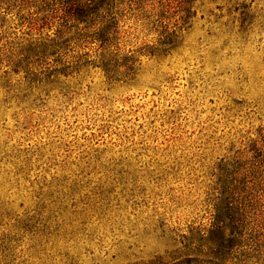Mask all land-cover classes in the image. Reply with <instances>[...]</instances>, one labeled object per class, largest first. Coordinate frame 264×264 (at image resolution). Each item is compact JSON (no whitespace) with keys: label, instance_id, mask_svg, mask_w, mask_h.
Here are the masks:
<instances>
[{"label":"clouds","instance_id":"clouds-1","mask_svg":"<svg viewBox=\"0 0 264 264\" xmlns=\"http://www.w3.org/2000/svg\"><path fill=\"white\" fill-rule=\"evenodd\" d=\"M216 4L222 6L220 11ZM27 5L23 14L30 16L32 27L13 29L0 38V113L5 117L11 112L26 117L33 112L47 114L82 100L112 107L130 88H166L168 78L179 69L192 86L185 87L175 101L182 110L177 115L198 116L201 108L209 107L211 97L217 101L211 107L219 112L205 113L215 117L209 123L217 131L201 147L193 168L198 191L191 197L196 201L192 215L197 222L206 187L209 200L203 207L212 215L211 189L220 175L216 164L222 161L224 168L238 171L236 161L241 157L253 166L261 160L252 156L249 146L255 144V151L264 153V0H215V4L209 0H27ZM71 5L83 10L81 19L66 14ZM17 104L25 109L23 113ZM11 143L0 155L12 151ZM163 159L172 163L168 156ZM125 167L127 172L118 175L117 170ZM155 167L143 160L129 166L102 159L93 183L75 197H83L85 203L78 204L74 213L58 210L67 200L54 205L29 193L20 197L25 203L19 208L20 199L4 196L0 264H189L188 257L196 258L191 264H211L217 245L207 230L197 234L175 227L185 223L180 218L161 224L162 212L146 211L134 227L117 226L112 197L127 198L143 186L150 187L148 173ZM112 188L115 191L109 195ZM244 250L238 249L237 256ZM222 264H234V258Z\"/></svg>","mask_w":264,"mask_h":264},{"label":"rangeland","instance_id":"rangeland-1","mask_svg":"<svg viewBox=\"0 0 264 264\" xmlns=\"http://www.w3.org/2000/svg\"><path fill=\"white\" fill-rule=\"evenodd\" d=\"M209 2L215 4V0ZM5 3L7 7H4ZM27 6L19 0L0 3V7H4L0 12V38L13 29L27 31L32 27L30 16L23 14ZM221 8L216 4L217 11ZM200 19L203 20L204 16ZM44 27L45 24L40 25V29ZM255 43L259 45L261 41ZM84 54L88 55L87 52ZM18 66L11 71L16 72ZM204 67V64L200 65L201 70ZM166 83V88H130L128 94L115 100L112 107L99 100L95 103L82 100L76 106L58 108L47 114L40 111L26 117L11 112L5 117L0 113V152L14 141L12 151L0 155V203L4 196L20 199L31 193L54 205L57 201L67 200L58 210L74 213L78 204L85 203L83 197L79 200L75 197L93 183L92 178L98 174L97 165L102 159L114 165L129 166L133 161L139 163L143 160L146 165H156L148 173L147 185L150 187L143 186L139 193L127 198L123 195L112 197L116 202L114 211L118 227H134V222L146 211L162 212L161 224L180 218L185 223L175 227L197 234L206 229L208 238L216 244L214 230L221 224L225 247L220 249L217 246L212 251L211 264H222L228 257L234 258V264H239L241 259L243 264H264V153L258 154L253 144L249 146V152L253 157H261L254 166L243 157L236 161L238 171L224 168L222 161L215 165L220 175L211 189L215 198L212 215H207L203 207L209 200L206 187L197 222L196 216L192 215L196 201L191 197L198 191L193 182L196 175L193 168L199 162L201 147L208 144L213 139V132L217 131L209 123L215 117L205 115L206 112L219 115L217 109L211 107L217 101L215 97L207 98L209 107L201 108L198 116L191 119L181 117L177 114L182 110L175 101L184 94L185 87L191 89L192 81L178 69ZM20 103H24V97H20ZM16 107L20 108V104ZM24 111L20 108L21 113ZM220 123L217 119L216 124ZM165 156L172 163L163 159ZM21 157L22 163L17 164ZM5 164L11 167L6 169ZM164 164L168 166L164 167ZM123 172H127V167L117 170L118 175ZM107 191L111 195L115 189ZM84 196L87 197L88 192H84ZM24 203L25 200L20 199L18 207L24 208ZM241 248L245 250L237 256V250ZM111 259L115 260L116 256ZM187 259L191 264L196 258Z\"/></svg>","mask_w":264,"mask_h":264},{"label":"trees","instance_id":"trees-1","mask_svg":"<svg viewBox=\"0 0 264 264\" xmlns=\"http://www.w3.org/2000/svg\"><path fill=\"white\" fill-rule=\"evenodd\" d=\"M19 1H21L22 3H27V0H19ZM0 3H3V2H0ZM65 11L67 15H70L74 17L75 19H81L84 15L83 10L77 5H71ZM64 23L66 24L67 21H64ZM216 227H217L216 230H214L215 238H216V245L221 249L225 247L224 243L226 242L224 239L225 235L223 234L224 230L221 224L217 225Z\"/></svg>","mask_w":264,"mask_h":264}]
</instances>
